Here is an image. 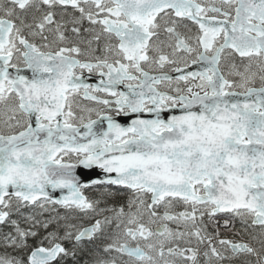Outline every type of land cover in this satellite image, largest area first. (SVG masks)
Masks as SVG:
<instances>
[{
  "label": "snow or ice",
  "instance_id": "obj_1",
  "mask_svg": "<svg viewBox=\"0 0 264 264\" xmlns=\"http://www.w3.org/2000/svg\"><path fill=\"white\" fill-rule=\"evenodd\" d=\"M0 264H264V0H0Z\"/></svg>",
  "mask_w": 264,
  "mask_h": 264
}]
</instances>
